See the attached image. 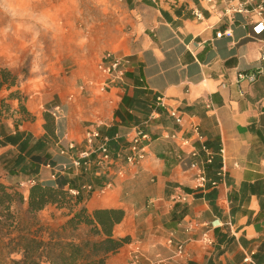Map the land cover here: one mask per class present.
Listing matches in <instances>:
<instances>
[{
  "label": "crops",
  "instance_id": "0c3cea01",
  "mask_svg": "<svg viewBox=\"0 0 264 264\" xmlns=\"http://www.w3.org/2000/svg\"><path fill=\"white\" fill-rule=\"evenodd\" d=\"M256 1L264 7V0ZM98 3L100 11L115 17L119 30L105 40L103 35L97 37L102 46L92 49L91 57H74L68 75L61 73L63 58H50L39 76L20 83L35 119L18 127L11 119L2 124L12 140L5 142V134L0 135V180L13 186L12 179L60 184L68 192L79 190L77 196L69 194L89 211L123 209L125 216L113 232L117 237L129 235L131 242L106 264H126L136 246L145 264L158 255L164 264H244L249 254L255 264H264V63L259 61L264 33L253 37L247 17L239 13L222 17L217 13L221 5L216 12L205 0ZM225 30L231 34L216 36ZM106 50L126 57L129 64L122 80L100 95L87 82L100 79L95 65ZM260 64L263 74L245 86L240 96L237 74L251 72ZM29 79L34 89L26 86ZM160 96L183 113L184 128L169 117L168 108L157 106ZM11 105L16 108L17 102ZM44 112L54 121L52 140L44 138ZM191 120L202 136L193 143L199 151L197 159L208 180L217 181L215 186L208 183L205 190L194 188L190 173L177 160V154L184 152L164 137L181 128L190 135L186 128ZM93 121H100V133L110 138L113 155L128 145L133 126H140L151 139L147 158L126 178H116L113 188L102 195L81 188L84 184L100 187L111 175L94 161L87 168L65 173L54 169L69 163V155L59 153L68 142L82 148L84 129ZM202 145L213 154L210 163L204 162ZM176 189L189 195L187 203L170 201ZM23 196L26 199L27 193ZM183 218L199 223L216 218L223 225L211 232V245H202L201 227L189 234L178 228ZM170 231H174L173 245L165 241ZM177 242L184 243L181 258L174 256Z\"/></svg>",
  "mask_w": 264,
  "mask_h": 264
},
{
  "label": "trees",
  "instance_id": "16d2710c",
  "mask_svg": "<svg viewBox=\"0 0 264 264\" xmlns=\"http://www.w3.org/2000/svg\"><path fill=\"white\" fill-rule=\"evenodd\" d=\"M21 82V73L0 67V135L5 134L2 124L6 120L11 119L18 127L35 119L26 107L28 96L20 89ZM12 101L17 102L16 108ZM43 118L44 138L52 140L54 121L47 112ZM4 140L12 138L5 134ZM13 205H25L27 217L20 219L11 210ZM47 206H53L64 217L56 228L37 217ZM124 216L120 208L89 211L60 184L34 182L24 199L21 191L0 180V264H106L111 255L131 242L129 235L117 237L113 232ZM11 254L19 258L9 259L8 263L5 259Z\"/></svg>",
  "mask_w": 264,
  "mask_h": 264
},
{
  "label": "built area",
  "instance_id": "2783aa9c",
  "mask_svg": "<svg viewBox=\"0 0 264 264\" xmlns=\"http://www.w3.org/2000/svg\"><path fill=\"white\" fill-rule=\"evenodd\" d=\"M205 1L214 11L217 10V6L221 5V8L216 12L222 17H231L235 13L247 17L251 23V35L253 37H259L264 33V7L262 2H257L256 0ZM195 16L200 18L199 12L196 11ZM230 34L229 30H225L216 33V36H229ZM259 61L264 63V52L261 53ZM128 64L129 61L126 57L110 51L104 52L95 65L100 79L98 81H88L87 84L96 86L99 94L104 95L110 90V88L114 87V84L117 81L122 80ZM262 74V64L258 65L251 72L238 73L236 79L238 94L243 96L245 93V86L254 83ZM81 89H83V86ZM109 103L113 104L110 99ZM156 104L159 107L168 108L167 113L169 117H171L177 125L183 127L185 124L184 115L178 108L167 104L166 99L163 96L157 97ZM58 114L59 111L58 108H56L52 112V115L56 118ZM99 126L100 121H93L86 126L82 136V148H77V145L72 141L68 142L64 148H61L59 153L69 155L70 160L69 163L59 164L55 166L54 169L56 170L55 173H65L71 168H87L94 161L99 167L109 170L111 175L100 187H94L91 184H84L81 188L86 192L102 195L113 188L114 180L116 178H126L133 168L147 158L151 139L150 135L140 126H133L127 135V137H129L128 145L113 155L109 147L110 138L106 135L103 136L100 133ZM183 128L171 133H166L164 137L173 141L175 145L184 152V155L181 153L177 154V160L179 164L184 167V171L190 173L195 189L205 190L208 183H210L209 185L211 186H215L217 181L208 180L203 164L197 159L199 151L193 143L196 140L199 141L202 139V136L199 133L198 124L192 120L187 124L186 129L190 132V135L187 136L184 134L185 130ZM200 149L205 155L204 162L210 163L213 157L212 152L205 145H202ZM93 155L95 156V159L92 158ZM218 175L221 177L222 172L218 173ZM33 183V179L20 181L18 183V188L27 191ZM69 193L72 196H77L79 190H69ZM170 201L173 203L185 204L189 201V195L181 189H176L171 195ZM222 225V222L216 218L207 223H199L195 218H183L177 223L178 228L186 234L201 227L202 231L198 240L202 245H211L213 243L211 232ZM174 240V231H170L165 237L166 244L173 245V243H175ZM175 245L174 256L178 258L183 257L185 249L184 243L177 242ZM159 257L160 256L158 255L150 264H164ZM243 263L255 264L251 260V254L246 255L243 258ZM126 264H145L141 262V251L139 246H136L131 251Z\"/></svg>",
  "mask_w": 264,
  "mask_h": 264
},
{
  "label": "rangeland",
  "instance_id": "374dc122",
  "mask_svg": "<svg viewBox=\"0 0 264 264\" xmlns=\"http://www.w3.org/2000/svg\"><path fill=\"white\" fill-rule=\"evenodd\" d=\"M39 6L47 12H50L55 20V27L50 32H42L37 42L41 47H37L33 52L32 46L26 41L30 36L21 34L19 40L9 39L6 48L2 49L4 55H0V67H8L16 73L22 74V82H25L30 76H39L42 68L48 63L49 59L63 58L59 65L65 76L68 70L72 68L73 58L91 57L92 49L102 46L98 44L97 37L103 35L104 40L112 37L119 29L115 28V17L108 16L100 11L98 0H39ZM18 54V58L7 59L8 50ZM107 51V50H106ZM73 54V55H72ZM36 57L35 61L33 57ZM39 65L40 71H34V67ZM48 72L49 69H46ZM29 89H34V83L30 79L26 82ZM2 176V175H1ZM1 178V177H0ZM6 182L9 177H2ZM12 179L15 188L24 193L25 189L18 188V181ZM24 179H21L23 181ZM20 219H25V205H13L11 208ZM38 219L47 224L50 228H56L64 221V217L53 206H47L42 212L37 214ZM19 256L11 254L6 257L9 259H18Z\"/></svg>",
  "mask_w": 264,
  "mask_h": 264
},
{
  "label": "clouds",
  "instance_id": "9594fccd",
  "mask_svg": "<svg viewBox=\"0 0 264 264\" xmlns=\"http://www.w3.org/2000/svg\"><path fill=\"white\" fill-rule=\"evenodd\" d=\"M55 27V20L50 12L39 6V0H0V55L5 52L9 39L19 40L21 34L30 36L26 42L36 51L37 42L42 32H50ZM18 58V54L8 50L7 59ZM34 61L36 57H33ZM34 71H40L36 65Z\"/></svg>",
  "mask_w": 264,
  "mask_h": 264
}]
</instances>
